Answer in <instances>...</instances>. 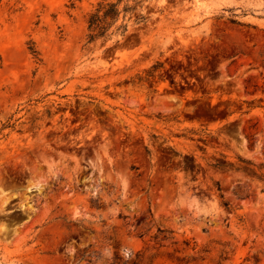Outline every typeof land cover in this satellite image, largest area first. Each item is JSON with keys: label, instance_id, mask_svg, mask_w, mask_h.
<instances>
[{"label": "rangeland", "instance_id": "374dc122", "mask_svg": "<svg viewBox=\"0 0 264 264\" xmlns=\"http://www.w3.org/2000/svg\"><path fill=\"white\" fill-rule=\"evenodd\" d=\"M98 1L0 0V264H264V0Z\"/></svg>", "mask_w": 264, "mask_h": 264}, {"label": "trees", "instance_id": "16d2710c", "mask_svg": "<svg viewBox=\"0 0 264 264\" xmlns=\"http://www.w3.org/2000/svg\"><path fill=\"white\" fill-rule=\"evenodd\" d=\"M129 1L130 0H99L95 8L88 14L89 40L107 36L109 30L117 23L121 14L127 16L128 12L135 10L136 5H131ZM123 2L124 6L121 7ZM140 18L143 19L144 16L141 15ZM117 29H122V32H125L128 29V25L127 23H123L119 25ZM32 49L37 53L35 48ZM217 165L220 164L218 163ZM225 204L229 205L228 202H225Z\"/></svg>", "mask_w": 264, "mask_h": 264}]
</instances>
